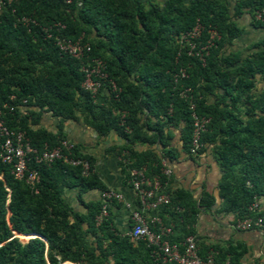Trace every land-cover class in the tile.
Listing matches in <instances>:
<instances>
[{"label": "trees", "instance_id": "16d2710c", "mask_svg": "<svg viewBox=\"0 0 264 264\" xmlns=\"http://www.w3.org/2000/svg\"><path fill=\"white\" fill-rule=\"evenodd\" d=\"M227 1L5 3L0 11V118L4 126L23 131L36 152L65 139V121H81L100 136L113 132L123 141L116 152L122 175L127 179V169L143 167L148 178L157 177L165 188L167 178L161 174L160 160L173 158L169 146L173 132L178 134L180 151L192 156L191 114L207 118L197 154L210 149L221 172L216 184L218 211L231 213L238 221L254 216L248 206L264 198V35L244 56L230 52L228 46L242 31L239 18L250 17L253 29H264V0H236L231 5ZM256 12L261 13L260 20L253 18ZM53 22L64 26L61 31L52 29L53 36L71 41L81 36L90 48L87 59L104 63L106 81L94 97L80 87L81 61L60 53L52 39L44 37L41 29ZM196 24L202 29L190 40L192 53L205 42L207 29H215L219 36L201 54L202 61L187 55V45L176 42ZM107 81L115 84L116 97ZM257 82L262 85L256 88ZM42 113L58 118L54 133L31 128ZM136 144H156L160 155L134 150ZM71 157L87 161L89 172L83 175L79 166L61 161L44 165L30 159L27 168L38 175L33 186L15 180L10 166L0 162V264H153L150 249L119 234L109 213L95 225L101 202H84L81 195L106 189L92 172V158L81 154L75 144ZM60 186L77 190L82 212L64 203ZM166 192L170 204L159 210V216L163 225L171 226L168 241L178 243L187 236L195 241V216L201 207L208 210L214 198L203 193L196 204L182 191ZM260 207L256 215L264 211ZM14 235L21 242L32 238L21 245ZM214 251L213 264H224L227 254H231L227 264H233L237 255L231 248Z\"/></svg>", "mask_w": 264, "mask_h": 264}, {"label": "built area", "instance_id": "2783aa9c", "mask_svg": "<svg viewBox=\"0 0 264 264\" xmlns=\"http://www.w3.org/2000/svg\"><path fill=\"white\" fill-rule=\"evenodd\" d=\"M11 0H0V11L3 5L9 4ZM255 20L261 19V13L254 14ZM23 23L28 20L22 19ZM64 26L59 23H51L41 29L46 39H52L54 46L62 53L81 61L79 71L83 74V80L80 87L94 97L101 83L106 81L104 72V63L100 59H87L85 54L89 52V45L82 43L81 36L74 41L52 35V29L55 31L63 30ZM201 26L196 24L192 29L181 34L176 42L179 46L187 45L189 50L187 55L193 54L202 61L201 54H206L207 50L213 47L214 41L219 38L215 29L206 30L207 38L205 42L192 53L194 44L190 41L198 36ZM84 60V61H83ZM180 77L184 76L182 69L178 71ZM109 90L116 97L117 88L112 81H107ZM25 101L22 100V104ZM5 107V106H3ZM192 106H189L191 109ZM9 110L12 108L9 107ZM24 110L23 108H21ZM192 132L190 139L189 154L195 156L200 148L199 136L205 130L208 123L207 118H200L191 114ZM74 144L63 139L51 149H44L36 152L24 135L23 131H14L7 129L0 118V162L10 166V173L15 180H22L25 184L33 186L38 182V175L34 170H28L27 163L31 159L35 164L49 165L54 161H61L69 166H79L81 174L86 175L89 172V164L85 160L71 157V151ZM161 174L168 177L169 169L163 167ZM127 184L131 189L135 205L129 206L123 200L120 193L113 190H105L100 192L99 201L101 207L95 218V225H98L102 219L107 216L108 205L112 202L123 203L128 209V219L130 221V229L124 235L131 242L141 241L150 249L153 264H213L212 256L206 255L201 258L197 255L194 239L192 236L185 237L181 242L171 243L168 237L172 234L170 225H163L159 216V210L170 204L169 195L166 189L160 184L157 177L148 178L145 175L143 167L127 169ZM248 211L254 216H247L237 221L235 227L240 231L256 230L264 238V211L260 215L261 207L258 200H254ZM179 211L178 208H175ZM58 264H79L72 262H58Z\"/></svg>", "mask_w": 264, "mask_h": 264}, {"label": "crops", "instance_id": "0c3cea01", "mask_svg": "<svg viewBox=\"0 0 264 264\" xmlns=\"http://www.w3.org/2000/svg\"><path fill=\"white\" fill-rule=\"evenodd\" d=\"M243 19L245 18L241 19L240 24H243ZM240 27L242 28V26ZM242 49L244 47L235 40L228 46L230 52L237 51L244 56L246 52ZM257 85L260 87L262 84L257 82ZM57 121V117L42 113L38 124L31 128L41 127L54 133ZM62 132L65 139L75 144L81 154L92 158V172L105 189L120 193L126 204L134 206V195L127 184V179L122 175L117 165L116 152L123 145V141L113 132L100 136L81 121L63 122ZM173 133V137L169 141V146L173 148V158L169 161L160 160L161 168L165 167L170 171L169 176L166 177L165 189L170 193L182 191L188 194L196 204L203 193L214 198L213 205L208 210H203L201 207L195 216L192 228L196 238L194 243L197 252L211 255L215 253L216 249L224 252L231 248L233 254H237L233 264H264L263 236L256 230L240 231L236 229L235 225L238 220H235L231 213L218 211L220 200L216 198V184L221 172L212 158L210 149L207 148L195 156H188L180 151L178 134L177 132ZM133 148L141 152L149 150L157 156L160 155V147L156 144L151 146L136 144ZM58 191L65 204L75 211L82 212L76 201V189H66L60 186ZM99 195L98 190H89L83 193L81 198L84 202L99 201ZM258 202L264 206V198L259 199ZM108 213L113 228L119 234L124 235L128 232L131 224L128 219V209L123 203H110ZM164 218H166L165 215ZM229 257L231 254H227L224 264H227Z\"/></svg>", "mask_w": 264, "mask_h": 264}, {"label": "rangeland", "instance_id": "374dc122", "mask_svg": "<svg viewBox=\"0 0 264 264\" xmlns=\"http://www.w3.org/2000/svg\"><path fill=\"white\" fill-rule=\"evenodd\" d=\"M236 0H228V4L231 5L232 2H234ZM244 17V16H242ZM254 18V17H253ZM242 18H239L237 21L238 26H242V31L239 35L238 38L234 39L239 45L243 46L244 49H242V51L246 52L247 48L257 42L263 35H264V29L261 30H254L250 25V17H246L245 19H243V24H240L239 22L241 21ZM242 48V47H241ZM258 87V85H256V88ZM18 241L21 243V245H23L24 242H21L19 239Z\"/></svg>", "mask_w": 264, "mask_h": 264}, {"label": "water", "instance_id": "95a60500", "mask_svg": "<svg viewBox=\"0 0 264 264\" xmlns=\"http://www.w3.org/2000/svg\"><path fill=\"white\" fill-rule=\"evenodd\" d=\"M24 236H29V235H24ZM31 236V235H30ZM14 237H16L15 235H14ZM17 238V237H16ZM30 238H32V237H28L26 240H25V242L28 240V239H30ZM18 239V238H17Z\"/></svg>", "mask_w": 264, "mask_h": 264}]
</instances>
